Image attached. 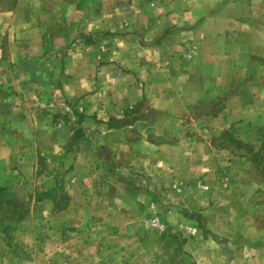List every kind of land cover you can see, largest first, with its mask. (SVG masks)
Wrapping results in <instances>:
<instances>
[{"label":"rangeland","instance_id":"rangeland-1","mask_svg":"<svg viewBox=\"0 0 264 264\" xmlns=\"http://www.w3.org/2000/svg\"><path fill=\"white\" fill-rule=\"evenodd\" d=\"M15 1L0 264H264V0ZM130 70L143 95L121 106Z\"/></svg>","mask_w":264,"mask_h":264},{"label":"crops","instance_id":"crops-1","mask_svg":"<svg viewBox=\"0 0 264 264\" xmlns=\"http://www.w3.org/2000/svg\"><path fill=\"white\" fill-rule=\"evenodd\" d=\"M40 3V2H39ZM21 6H23V4L20 2V0H16L15 1V18L18 16V10L20 9V7ZM30 9L31 8H34V3H33V5L31 6V7H29ZM28 7H26L25 8V10H24V13H26V11H27V13L29 14V19H30V12H28V10H30ZM25 16V15H24ZM237 19V18H236ZM237 21V20H236ZM239 21V20H238ZM237 21V22H238ZM27 23L26 24H28V21H26ZM15 23H17L16 21H15ZM238 25H240V24H238ZM193 32H194V30H192ZM191 31L189 30V32H188V37H191V35H192V32L190 33ZM60 34H61V32H60ZM194 34V33H193ZM58 38H60V37H58ZM54 51V49L51 51V52H53ZM58 52L60 53L61 51H59L58 50ZM197 52V51H196ZM196 52H194V55H200L198 52V54H196ZM260 52H258L257 51V54H259ZM49 54H51V53H48V55ZM55 55H58V54H55ZM76 55L78 56L79 55V53L78 52H76ZM193 55V56H194ZM262 55V54H261ZM50 56V55H49ZM59 56H60V54H59ZM200 57V56H199ZM200 61V60H199ZM140 63H142V64H145L146 63V61H141ZM203 64H202V66H204V71L206 72V62L205 61H203L202 62ZM123 64H124V62H123ZM129 67H131V65H129ZM118 70H120V68H118ZM130 72V75L128 76V80H124V82L125 83H123V84H120V89H122V90H124V95L121 97V99L119 100V105H121V106H126V105H129V104H131V102L132 101H135V100H137L136 98H140L142 95H143V93L141 92V91H139L138 89H137V85L138 84H133L132 82H133V77H132V70H130L129 71ZM83 73V72H82ZM65 76H66V74H65ZM78 79H82V80H84L83 79V77L81 76L80 78H76V80H78ZM75 80V81H76ZM135 80V79H134ZM104 81V80H103ZM66 84H67V81L66 80H60L59 81V92H57V93H59V96H60V98H65L66 97V94H67V92H66ZM94 85V88L96 89L97 88V86H100L101 84H93ZM107 85H109V84H103L102 86H100V90H102V88H103V86H107ZM139 85H143V84H139ZM108 87V86H107ZM62 89H63V93H65V96H63L62 94ZM143 89H144V86H143ZM100 90L98 91V92H94V94H92L90 97H91V99H94V98H97L98 96L97 95H99V97L100 98H103V96H101V94H100ZM105 91V90H104ZM139 95V96H138ZM129 97V98H128ZM67 98V97H66ZM62 99V100H63ZM104 99V98H103ZM64 101V100H63ZM105 101V100H104ZM17 102H15V104H16ZM97 104H99L100 105V102L98 103V99H97ZM109 104H110V102H109ZM111 106H110V109L108 108L107 109V107H103V110H110L109 112H112V113H114V110H115V108H116V106L112 103V104H110ZM105 106V105H104ZM97 110H99V109H97ZM16 114V113H15ZM115 114V113H114ZM108 117V116H107ZM15 119H16V117H15ZM20 119L21 120H26L27 118H25V117H20Z\"/></svg>","mask_w":264,"mask_h":264},{"label":"trees","instance_id":"trees-1","mask_svg":"<svg viewBox=\"0 0 264 264\" xmlns=\"http://www.w3.org/2000/svg\"><path fill=\"white\" fill-rule=\"evenodd\" d=\"M2 189L0 188V191H1ZM65 196H64V194H62L61 196H59V199L60 200H63V198H64ZM36 199L35 200H37V201H39V200H41V199H43V198H49V199H51L53 202L55 201V205H56V203H58V200L56 201V199H54V197H53V195L51 194V192L50 191H45V192H40V193H37V196L35 197ZM10 201V200H9ZM13 202V201H12ZM11 201L10 202H7L8 204H11L12 203ZM15 202V204H14V207H15V209H9L8 211V213H11V214H15V220H14V222L15 223H17V222H19L21 219H23L24 217H25V208H24V206H23V208H22V205H21V203L19 202V201H17V200H15L14 201ZM0 205H1V201H0ZM6 218V217H9V214H4L3 215V218ZM4 220V219H3ZM9 221H13V220H8L7 222H9ZM0 223H2V222H0ZM3 223H6V222H3ZM6 227H8V225L6 226Z\"/></svg>","mask_w":264,"mask_h":264}]
</instances>
